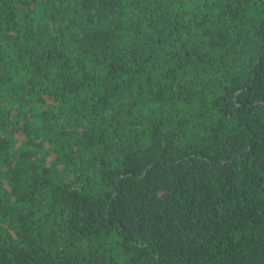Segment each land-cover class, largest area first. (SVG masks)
<instances>
[{"label": "trees", "instance_id": "obj_1", "mask_svg": "<svg viewBox=\"0 0 264 264\" xmlns=\"http://www.w3.org/2000/svg\"><path fill=\"white\" fill-rule=\"evenodd\" d=\"M0 264H264V0H0Z\"/></svg>", "mask_w": 264, "mask_h": 264}]
</instances>
